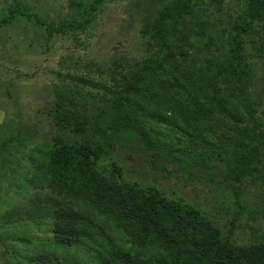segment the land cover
<instances>
[{
	"label": "rangeland",
	"instance_id": "rangeland-1",
	"mask_svg": "<svg viewBox=\"0 0 264 264\" xmlns=\"http://www.w3.org/2000/svg\"><path fill=\"white\" fill-rule=\"evenodd\" d=\"M168 0H0V18L13 7L57 24L88 23L48 38L44 27L18 15L0 28V264H27L48 255L59 264H97L84 244L67 252L51 243V213L44 180L50 147L90 140L100 148L94 168L101 174L117 171L130 185L154 192L197 210L235 246L264 243V150L255 174L241 184L226 180L225 163L212 148L192 140L171 148L174 155L147 150L139 134L109 137L106 143L91 126L74 130L60 122L54 110V87L76 90L88 115L110 104L103 91L78 84L68 74L92 80L121 78L147 60L160 58L161 47L147 35L157 13ZM194 13L176 26L172 42L183 47L186 64L197 75L209 60H223L229 52L233 26L246 0L214 5L193 0ZM200 27L205 31L199 34ZM244 65L251 79L249 95L264 129V24L244 37ZM177 82H184L176 74ZM93 120V119H91ZM211 121L223 130L232 123L215 113ZM251 127V124L248 125ZM221 128V129H220ZM172 132H170V135ZM164 141V138H162ZM233 187L240 190L235 200ZM102 238L111 245L124 241L110 225L89 214ZM99 243L102 240L98 241Z\"/></svg>",
	"mask_w": 264,
	"mask_h": 264
},
{
	"label": "trees",
	"instance_id": "trees-1",
	"mask_svg": "<svg viewBox=\"0 0 264 264\" xmlns=\"http://www.w3.org/2000/svg\"><path fill=\"white\" fill-rule=\"evenodd\" d=\"M100 1L94 0L89 11ZM226 1L210 0L214 5ZM193 5V0H168L154 17L146 33L161 47L160 58L127 67L121 78L92 80L68 74L78 84L107 94L106 109L90 118L85 98L77 90L63 93L54 87V110L65 126L74 130L91 126L106 143L110 136L137 133L147 150L172 156L173 145L188 140L201 143L225 163L226 180L241 184L256 173L264 150V129L249 95L251 79L243 53L246 34L255 24H264V0H246L233 26L228 55L221 61L209 60L197 75L186 64L183 47L171 40L176 26L194 13ZM16 15L33 19L46 29L48 38L83 31L88 23L84 19L77 25L57 24L18 6L0 18V28ZM204 33L200 27L199 34ZM176 74L182 76V84ZM215 113L232 125L222 124L219 130L211 121ZM260 116L264 118V108ZM99 150L90 140L72 145L55 141L50 147L43 176L53 246L70 252L84 244L97 264H264V243L235 246L223 240L197 210L134 187L117 171L97 172L94 162ZM233 193L238 202L240 190L233 187ZM91 213L106 221L124 243L111 245L104 240ZM59 263L41 254L27 264Z\"/></svg>",
	"mask_w": 264,
	"mask_h": 264
}]
</instances>
